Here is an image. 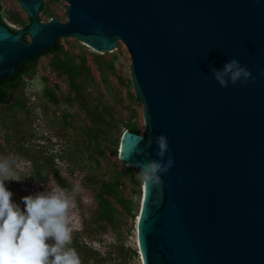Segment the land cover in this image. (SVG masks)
<instances>
[{"label": "water", "instance_id": "1", "mask_svg": "<svg viewBox=\"0 0 264 264\" xmlns=\"http://www.w3.org/2000/svg\"><path fill=\"white\" fill-rule=\"evenodd\" d=\"M63 1L66 21L41 22L43 0H16L29 24L0 25V83L59 38L100 54L121 41L144 131L123 132L118 159L173 161L142 185L141 264H264V0ZM232 59L251 76L222 87L212 69Z\"/></svg>", "mask_w": 264, "mask_h": 264}, {"label": "rangeland", "instance_id": "2", "mask_svg": "<svg viewBox=\"0 0 264 264\" xmlns=\"http://www.w3.org/2000/svg\"><path fill=\"white\" fill-rule=\"evenodd\" d=\"M63 0H43L38 14L41 22L51 17L66 21ZM18 15L23 24L29 23L26 14L16 0H0V17L11 29L22 30L13 21ZM29 37L26 36V41ZM58 44L72 63L83 64L76 82L83 89L76 94L70 89L66 77L53 70L50 54L38 57L36 71L22 79L16 93L27 109V114L15 111L8 105L0 106V163H7L21 180H6L5 186L12 193V201L23 210L22 197L63 190L72 200L68 212L72 237L95 250L99 258L84 261L83 253H77L81 264H141L136 247V220L139 213L143 173L126 166L118 159L120 137L126 125H135L144 131L143 107L135 100L130 82V57L121 41L111 53L100 54L75 38H61ZM101 56L112 69L96 67ZM84 104V105H82ZM86 108L100 113L106 110L111 120L113 134L117 136L116 153L112 152L111 137L98 140L99 152L94 142L86 136L92 126ZM108 132V130H105ZM56 170L64 187L51 173ZM120 174L119 192L131 202L130 212L112 202L117 210L113 226L93 222L95 203L93 193L98 183ZM49 243H52L50 240ZM72 248V244L68 245ZM122 249L123 252H120Z\"/></svg>", "mask_w": 264, "mask_h": 264}, {"label": "clouds", "instance_id": "3", "mask_svg": "<svg viewBox=\"0 0 264 264\" xmlns=\"http://www.w3.org/2000/svg\"><path fill=\"white\" fill-rule=\"evenodd\" d=\"M212 73L222 87L238 80L246 83L251 76L235 59L227 61L221 70L212 69ZM157 145L156 155L163 158L168 151L167 138L158 136ZM172 163L171 156L164 162H146L143 178L160 183L158 173L166 172ZM6 180L19 181L21 178L5 162L0 163V264H81L76 250L68 247L72 241L68 222L72 206L70 197L57 189L24 196L22 210L12 201V193L4 183Z\"/></svg>", "mask_w": 264, "mask_h": 264}, {"label": "trees", "instance_id": "4", "mask_svg": "<svg viewBox=\"0 0 264 264\" xmlns=\"http://www.w3.org/2000/svg\"><path fill=\"white\" fill-rule=\"evenodd\" d=\"M42 11V6H41ZM52 18V17H51ZM39 20V19H38ZM13 21L24 29L28 26L29 23L23 24L18 15L13 16ZM0 25L6 26L8 30L12 33L16 32L9 28L0 17ZM21 40L26 42V35H23ZM50 54L52 56L51 64L53 70L64 75L69 82L70 89L77 95L76 98L79 99V94L82 91L83 87L76 82V79L79 76V70L83 67L82 63L77 65L72 63V60L67 57L66 52L63 51V48L58 44L50 47L46 51H44L40 56ZM29 58L22 62L18 69L10 76H8L3 82L0 83V106L8 105L15 111L21 112L23 114H27V109L22 103L19 96L16 94L21 86L22 79L25 76L33 75L36 71V64L38 57ZM98 56L96 58V67L101 70L102 67H106L108 69H112L111 64H106L103 60ZM81 99V98H80ZM79 99V100H80ZM84 105V104H82ZM87 116L90 118V122L92 126L87 129L86 136L89 141L94 142L96 149L99 152V142L98 140H105V135L111 137V144L113 146L112 152L116 153L117 148V136L113 134V128L111 127V120L106 121L104 116L110 117V114L104 111V113L98 112L96 109H88L86 108ZM111 118V117H110ZM126 131L134 134H141V131L135 125H126ZM108 130V132H105ZM52 168L51 173L54 178L57 180L58 184L64 187L62 180L57 174L56 170L53 169V165L49 164ZM126 166V171L130 170V166ZM119 177L120 174L117 171H114L113 175H111L106 180L103 179L98 183V187L93 193V200L95 203V209L93 211V222L100 223L105 226H113L118 216L117 210L114 208L112 202L118 204L123 210L130 212L131 202L126 201L122 198L118 188H119ZM72 248L76 250L77 253H83L84 261L89 259L99 258V254L97 251L92 250L87 247L86 244H82L75 239V235L72 237ZM120 252H123L122 249H119Z\"/></svg>", "mask_w": 264, "mask_h": 264}, {"label": "bare ground", "instance_id": "5", "mask_svg": "<svg viewBox=\"0 0 264 264\" xmlns=\"http://www.w3.org/2000/svg\"><path fill=\"white\" fill-rule=\"evenodd\" d=\"M24 12V11H23ZM25 13V12H24ZM26 14V13H25ZM26 16H27V14H26ZM59 39H61V38H59ZM142 173V172H141ZM142 191V190H141ZM141 197H142V192H141Z\"/></svg>", "mask_w": 264, "mask_h": 264}]
</instances>
